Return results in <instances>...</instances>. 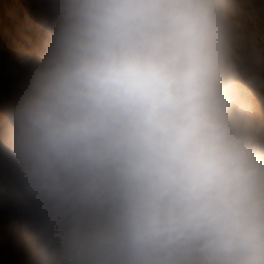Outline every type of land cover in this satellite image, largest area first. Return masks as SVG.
Masks as SVG:
<instances>
[{
	"label": "clouds",
	"instance_id": "9594fccd",
	"mask_svg": "<svg viewBox=\"0 0 264 264\" xmlns=\"http://www.w3.org/2000/svg\"><path fill=\"white\" fill-rule=\"evenodd\" d=\"M239 6L47 0L0 113L35 264H264V56Z\"/></svg>",
	"mask_w": 264,
	"mask_h": 264
},
{
	"label": "rangeland",
	"instance_id": "374dc122",
	"mask_svg": "<svg viewBox=\"0 0 264 264\" xmlns=\"http://www.w3.org/2000/svg\"><path fill=\"white\" fill-rule=\"evenodd\" d=\"M38 3V4H37ZM47 0H0V113L18 92L44 36ZM238 19L246 49L264 56V0H240ZM264 109V99L257 96ZM0 264H35L30 230L0 196Z\"/></svg>",
	"mask_w": 264,
	"mask_h": 264
},
{
	"label": "bare ground",
	"instance_id": "6f19581e",
	"mask_svg": "<svg viewBox=\"0 0 264 264\" xmlns=\"http://www.w3.org/2000/svg\"><path fill=\"white\" fill-rule=\"evenodd\" d=\"M38 4V3H37Z\"/></svg>",
	"mask_w": 264,
	"mask_h": 264
}]
</instances>
